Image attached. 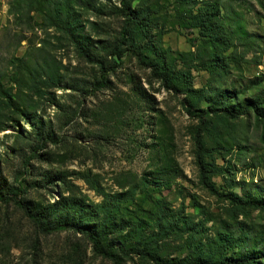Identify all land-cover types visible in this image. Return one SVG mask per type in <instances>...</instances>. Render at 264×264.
<instances>
[{"label":"rangeland","instance_id":"1","mask_svg":"<svg viewBox=\"0 0 264 264\" xmlns=\"http://www.w3.org/2000/svg\"><path fill=\"white\" fill-rule=\"evenodd\" d=\"M203 1L75 0L94 55L89 61L64 33L26 13L22 2L15 10L13 0H0L4 188L43 215L61 201L89 222L111 209L116 225H127L111 238L149 244L147 250L164 260L206 258L217 233L264 229V208L239 207L215 193L264 194V122L251 111L228 119L208 114L199 122L185 111L184 91L166 89L127 52L104 71V84L96 82L95 60H109L106 44L126 28L128 43L146 63L189 71L190 88L199 90L194 109L223 90L233 91L229 103L264 94V0H219V23L231 43L219 46L227 65L213 69L212 50L190 18ZM38 122L42 140L32 125ZM197 155L212 191L201 183ZM123 258V264H153L133 253ZM0 264L111 262L78 233H42L19 206L0 202Z\"/></svg>","mask_w":264,"mask_h":264},{"label":"trees","instance_id":"2","mask_svg":"<svg viewBox=\"0 0 264 264\" xmlns=\"http://www.w3.org/2000/svg\"><path fill=\"white\" fill-rule=\"evenodd\" d=\"M14 5L17 6L19 2L24 5L23 8L26 13L33 11L39 14L47 25L54 27L64 33L65 37L74 46L79 55L87 60H94L93 54L89 49L88 37L82 32V27L76 19L73 9L75 0H13ZM78 1V0H77ZM218 2L219 0L203 1L190 18L193 20V25L197 27L198 33L204 37V41L212 50L213 67L227 65V62L222 61L219 54V46L225 49L230 46L229 38L223 30L218 19ZM84 4V1H83ZM132 14V13H130ZM143 18V17H142ZM131 21V16L127 18V23ZM143 23V20L140 19ZM127 29L123 28L119 34V38L106 44L105 57L109 60L102 59L95 60L100 70V79L96 82L104 84L106 81L105 72L115 67L116 60L121 57L124 52L132 54L137 62L141 65L149 66L155 73L159 80L162 82L166 89L172 91H184L186 94L185 111L190 116L195 115L199 120L208 115H215L217 118L222 119L235 118L248 111L253 113L255 120L264 122V94L251 95L248 98H243L238 102L229 103L233 91L223 90L220 94L216 95L209 104L204 108H193V99L199 94V90L190 88L191 76L188 70L176 69L172 64L166 62L149 63L145 62L144 56L138 47L131 46L128 43ZM123 46V47H122ZM105 71V72H104ZM264 78V75L262 76ZM105 80V81H104ZM259 80V79H258ZM257 84V83H255ZM247 86L245 89H248ZM231 95V96H230ZM201 122V120L199 121ZM34 127L35 136L43 139L41 122L32 124ZM45 137L51 139V132H46ZM195 141L198 142V131L195 135ZM197 165L200 172L201 183L204 184L209 190L212 191L210 183L204 180L205 167L198 155L196 156ZM173 171V170H172ZM166 172V171H165ZM215 173V170H211ZM169 174V173H166ZM215 193L227 199L229 203L246 208H264V194L257 191L245 193L242 196L235 193H220L215 190ZM0 202L8 203L13 202L19 206L24 212L31 223L39 229L42 233H50L60 230H70L74 233L85 237L88 241L92 252L99 255L111 262V264H123V257L128 256L130 253L139 255L152 261L153 264H264V229L255 230L251 229L250 233L234 235L233 230L217 233L213 239L214 251L211 256L203 258L198 257L191 260H173V259H159L155 254L147 250L149 244H142L141 246L130 240L125 242L124 235H121V241L118 242V237L111 238V234L119 229L127 226L125 223L117 226L111 217L113 213L111 209H107L104 215L96 222H89V219H83L76 212L70 211L73 205L62 201L58 202L59 206L52 214L43 215L40 212L31 210L27 204L17 198V193L11 187L4 188L2 176L0 174ZM160 200H156L158 204ZM158 206V205H157ZM114 208V207H113ZM156 216L158 214H155ZM157 217L154 219L155 224H159ZM137 226V224H136ZM133 232L129 229L128 232ZM129 235V234H128ZM135 237V233L130 236ZM127 243V244H126ZM223 251H230L231 255H223Z\"/></svg>","mask_w":264,"mask_h":264}]
</instances>
